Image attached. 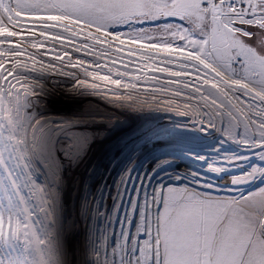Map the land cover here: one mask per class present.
<instances>
[{
    "label": "snow or ice",
    "instance_id": "6c2138e0",
    "mask_svg": "<svg viewBox=\"0 0 264 264\" xmlns=\"http://www.w3.org/2000/svg\"><path fill=\"white\" fill-rule=\"evenodd\" d=\"M9 3L20 14L0 17V137H9V147L0 152V248L7 246L9 252L8 257H0V264H32L33 236H39L35 224L40 221H33L22 191L28 190L29 196L38 191L32 162L47 164L53 159L51 128L30 149L21 119L22 112L31 113V98L42 88L36 76L73 77L75 88L125 101H135L141 84L150 82L155 91L165 95L171 91L190 106L196 101L195 113L178 114L219 128L226 137L243 133L241 144L264 149V0ZM56 17H69L77 25L116 39L131 33L109 31L111 26L156 22L152 35L132 38L157 50L155 58L148 56L153 62L142 63L136 56L124 63L121 57L131 50L121 48L114 58L105 53L103 63H81L85 55L92 58L95 46L85 47L76 37L66 36ZM164 18L179 22L160 24ZM145 30L134 31L142 34ZM74 52L81 55L74 57ZM133 64L137 66L132 68ZM112 67L126 69L128 74L113 73ZM77 69H84L87 80L79 79ZM145 72L151 73L150 78H143ZM210 170L222 171L216 166ZM255 178L264 179V167H253L231 182L239 185ZM150 197L145 193L142 205L131 207L133 213L139 208L135 235L123 227L130 220L126 213L118 221L121 230L111 252L101 244V264H264V187L240 197H222L177 186L154 189ZM4 211H8L7 218Z\"/></svg>",
    "mask_w": 264,
    "mask_h": 264
},
{
    "label": "rangeland",
    "instance_id": "374dc122",
    "mask_svg": "<svg viewBox=\"0 0 264 264\" xmlns=\"http://www.w3.org/2000/svg\"><path fill=\"white\" fill-rule=\"evenodd\" d=\"M19 14L15 5L10 4L9 0H4L3 4L0 5V17H14ZM55 19L59 20L61 29H71L73 31V34L64 31L66 36L76 37L80 44L85 47H89L90 41L93 42L91 39L95 38L99 42L104 40L107 42L113 40L118 42L129 41L131 46L126 47V49L137 53L157 52V50L143 43L134 42L132 39L137 35H152L155 32L152 28L157 26L156 22L146 21L138 24L111 26L109 31H130L131 33L129 37L116 39L115 37L106 36L94 28L89 30L88 27L77 25L69 17H56ZM165 22L178 23L179 21L175 18H164L159 21L160 24ZM140 28L146 29L145 32L141 34L134 31ZM2 30L0 29V31ZM75 33L80 35L76 36ZM118 46L125 48L123 45ZM95 49L92 55L93 60L101 58L98 61L103 63L107 57L98 54L101 50L99 45L95 46ZM73 54H77L76 56L81 55L75 52ZM85 56L81 59L88 60L91 58ZM107 56L111 57L110 55ZM122 73L128 74L124 71ZM76 74L80 80H87L83 74ZM35 78L39 80L42 88L38 89L37 95L31 98L32 102L29 105L31 113L22 112L21 119L25 120L24 129L27 131V141L30 149L34 147L33 141L46 135L51 128L53 159L47 164L41 160H34L32 162V180L38 191L29 196L28 190H22L24 197L27 198V208L32 210L33 221L37 218L40 221L35 224V228L39 229V236H33L34 258L32 264H72V262L74 264H89V262L93 264L89 259V256L93 253L86 242L91 234V228L85 218V197L89 189V182L93 183L101 173L102 166L109 155L117 152L125 144H129L146 126H152L153 124L175 125L181 127L182 131L180 132L184 135L183 137L188 136L190 139L192 135L197 139L206 136L207 140H210L206 144L212 150H208L209 156L205 154L194 158L203 161V163L196 162L195 164H206L204 166L205 171H208L212 166L219 167L224 171V173L221 171L217 173L209 170V173L221 180L207 177L210 180L206 181L203 178L201 180L172 172L167 173L162 176L163 178L160 179L159 184L154 187L157 192L162 188L166 190L167 187L188 186L211 195L240 197L264 187V179L262 178H255L239 185H234L231 182L233 177L248 173L253 167H263L260 163L264 162V149L254 150L250 143L241 144L239 139L243 138V133L236 138L226 137L219 128L205 127L188 115L178 114V111L185 110L195 113L198 109L195 100L191 101L190 106L189 102L183 97L174 96L171 91L165 95L163 92L155 91L153 84L146 86L147 89H141L143 86L141 84L135 101H125L102 93H94L86 88H75L73 77H61L56 73H48ZM88 82L100 84L99 81ZM53 97H60L61 102L55 104L52 102ZM68 101L76 103L71 105V108L67 104ZM69 104L71 103L69 102ZM82 109H84L83 112L78 114L77 112L82 111ZM73 117H83L93 122L96 133L93 139L99 146L97 153H93L91 156V166L88 167L89 169L84 178L81 179L79 176L77 177V174L66 179V172L69 170L67 163L71 156L67 155L70 148L68 140L75 142V138L69 139L68 135L65 134H68V129H71L70 126H74L69 121ZM29 123H31V127H28ZM80 123L79 121L78 124ZM85 123L83 122L81 125H85ZM219 126L220 123L217 120V127ZM20 134L23 136L24 130H21ZM8 139L7 135L0 137V152H4L9 147L7 144ZM55 159L56 164L54 163ZM189 164L187 163V165ZM73 168L72 170H75L76 167ZM199 169L203 168L199 167ZM201 174L206 177L205 174ZM223 179L229 180V182H223ZM150 194L151 192L149 193V199L151 198ZM134 204L136 205V200L131 199L129 207L131 208ZM129 212L131 216H135L131 209ZM13 218L15 219V215ZM128 231L130 232V229ZM133 232H135V228L130 233L133 234ZM73 249H75V252L71 256L69 254L73 252ZM8 252L9 249L6 247L5 252L1 251L0 255L8 257ZM16 264H22V261L16 262Z\"/></svg>",
    "mask_w": 264,
    "mask_h": 264
},
{
    "label": "bare ground",
    "instance_id": "6f19581e",
    "mask_svg": "<svg viewBox=\"0 0 264 264\" xmlns=\"http://www.w3.org/2000/svg\"><path fill=\"white\" fill-rule=\"evenodd\" d=\"M64 31H66L65 33L73 34L71 29H64ZM74 35L79 36L80 34L75 33ZM91 40L93 42L90 41L89 46L99 45L101 47L98 53L99 55L105 56V53H107V55L113 58L120 55L121 48L118 45L125 46V48H123L124 50H127L126 47L131 46L129 41L118 42L113 40L112 42L106 41V43L101 44L99 40L95 38ZM151 52L152 53H137L129 51L126 55L121 57V59L124 63H127L128 60L133 57L139 56L142 63H152L153 61L149 60L147 57L151 56L155 58L156 53L153 51ZM73 55L75 57L77 54ZM164 55L167 54L165 53ZM90 59H88L90 63H95L101 58L94 59L95 61L93 58ZM88 60L81 59V63L89 62ZM136 66V64H133L132 68ZM65 70L72 71V69ZM111 71L113 73L117 71L127 72L126 69L121 70L116 67H112ZM76 73L83 74L84 78L87 79L84 74V69H77ZM149 75H151V73L145 72L143 73V78H150ZM164 79L165 77H161L162 81ZM91 81L96 82V80ZM142 84L143 86H140L141 89H147L146 86L152 85L150 82ZM60 99V97H53L52 102L59 104V102H61ZM69 102L71 104H69ZM75 103L76 102L72 101L67 102L71 108V105H75ZM84 109L77 113L83 112ZM72 120L75 122H72ZM69 121L74 124V126H70L71 129H68V134L65 135H68L67 137H69V139L75 138V142L68 140L70 148L67 155L71 156L67 163V165H69L67 167L69 170L66 172V179L74 174H77V177L79 176L81 179L84 178L85 173L89 169L88 167L91 166V156L93 153H97L99 146L93 139V136H96L92 124L93 122L83 117H73ZM79 121L81 122L80 124H78ZM83 122H86L85 125H81ZM93 130L94 132H92ZM180 131H182L181 127L175 125L153 124L152 126H146L129 144H125L120 147L117 152H113L112 155H109L102 166L101 173H99L93 183L89 182V189L85 197V218L91 228V234L86 240L90 251L93 253V255H91L90 252L91 256H89L91 263L101 264L103 251L101 249L102 243H104L106 250L109 252H111V248L117 244L121 230V225L118 221L122 222L126 213H128L130 220L128 225L125 223L123 227L125 231H128V229H130V232H132V230L134 231V226L139 222V208L137 207L135 216H131L129 212L131 209L129 207L130 200L134 199L136 200V205H142L144 194L152 193L154 187L159 184L158 182L163 178V175L172 172L177 175L192 178H203L205 181L210 180L207 177L221 180L219 177H214L212 173H209L208 171L210 169L205 171L204 166L206 164H195L196 162L203 163V161H198L194 158L204 156L205 154L209 156L208 150L212 149L209 148L206 143L210 140H207L206 136H201L196 139L192 135V138L190 137L189 139L188 136L183 137L184 135ZM75 132H77V134H75ZM73 145L74 147H72ZM253 149L257 150L260 149V147H253ZM54 163L56 164V159ZM187 163H190V166L187 165ZM260 164L264 167V162ZM73 167H76L75 170H72ZM199 167H202L204 170L199 169ZM78 170L79 172H77ZM200 172L205 174L206 177ZM221 172L224 173V171ZM226 181L227 180L223 179V182ZM227 182H229V180ZM141 185H143V187H141ZM132 235H135V232H133ZM74 252L75 249H73V252H70L69 255L72 256ZM72 264H74V262H72Z\"/></svg>",
    "mask_w": 264,
    "mask_h": 264
},
{
    "label": "built area",
    "instance_id": "2783aa9c",
    "mask_svg": "<svg viewBox=\"0 0 264 264\" xmlns=\"http://www.w3.org/2000/svg\"><path fill=\"white\" fill-rule=\"evenodd\" d=\"M16 210H17V209H16ZM14 215H15V212H13V217H14ZM4 216L7 218V216H8V211H4ZM6 247H7V246H4L3 248H0V253H1V251L4 253L5 250H6ZM0 257H5V256H3V255L1 254Z\"/></svg>",
    "mask_w": 264,
    "mask_h": 264
}]
</instances>
